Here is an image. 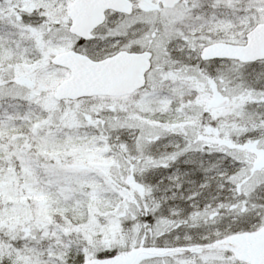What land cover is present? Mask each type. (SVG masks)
<instances>
[{
    "label": "snow or ice",
    "instance_id": "1",
    "mask_svg": "<svg viewBox=\"0 0 264 264\" xmlns=\"http://www.w3.org/2000/svg\"><path fill=\"white\" fill-rule=\"evenodd\" d=\"M0 264H264V0H0Z\"/></svg>",
    "mask_w": 264,
    "mask_h": 264
}]
</instances>
